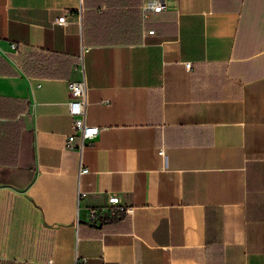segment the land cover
<instances>
[{
  "label": "crops",
  "instance_id": "1",
  "mask_svg": "<svg viewBox=\"0 0 264 264\" xmlns=\"http://www.w3.org/2000/svg\"><path fill=\"white\" fill-rule=\"evenodd\" d=\"M164 1L0 0V264H264V0Z\"/></svg>",
  "mask_w": 264,
  "mask_h": 264
},
{
  "label": "built area",
  "instance_id": "2",
  "mask_svg": "<svg viewBox=\"0 0 264 264\" xmlns=\"http://www.w3.org/2000/svg\"><path fill=\"white\" fill-rule=\"evenodd\" d=\"M165 7L164 0H144L142 4V10L144 16H147L148 11L157 12ZM73 14V13H71ZM66 14L58 17V22L66 21ZM149 33H153L154 29L148 30ZM9 47L13 51L21 49V45L16 42H9ZM186 67H190L191 63L186 62ZM69 91V99L67 101L68 112L72 116V126L75 133L68 134L64 146L66 148H76L80 152L83 148L95 139L99 132L100 127L97 125L88 124L86 121V84L84 79L69 80L67 83ZM79 136V141L76 142L75 136ZM160 155L165 156L164 148L158 149ZM83 172L88 171V168H82ZM134 212L133 205H125L122 203L120 196L117 194H109L107 196V204L102 207L93 208L89 211L91 220L96 219L103 213H109L112 216H120L122 214H132Z\"/></svg>",
  "mask_w": 264,
  "mask_h": 264
},
{
  "label": "rangeland",
  "instance_id": "3",
  "mask_svg": "<svg viewBox=\"0 0 264 264\" xmlns=\"http://www.w3.org/2000/svg\"><path fill=\"white\" fill-rule=\"evenodd\" d=\"M14 56H16V54H14ZM14 64H16V62H14Z\"/></svg>",
  "mask_w": 264,
  "mask_h": 264
}]
</instances>
